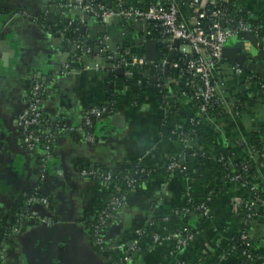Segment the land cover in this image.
Returning <instances> with one entry per match:
<instances>
[{"label": "crops", "instance_id": "0c3cea01", "mask_svg": "<svg viewBox=\"0 0 264 264\" xmlns=\"http://www.w3.org/2000/svg\"><path fill=\"white\" fill-rule=\"evenodd\" d=\"M150 1L160 0H123L122 4L143 7ZM233 1L254 16L264 14V0ZM58 3L63 4L62 0H0V40L5 41V51L0 50V250L4 246L0 264H123L127 245L133 242L139 256L135 260L129 257L125 264H256L244 261L230 242L238 232L231 200L248 199L250 194L242 185L219 180L215 161L218 151L229 148L234 151L231 161L244 155L233 141H247L256 121H264V90L251 83L253 103L245 104L237 114L234 102L244 89L246 72L234 74L231 70L237 65L222 57V74L231 71V76H224L218 84L222 112L202 116L201 126L203 134L211 135L215 144L206 148L196 138L183 143L181 137L188 136L190 120L197 112L194 104L180 95L181 78L176 69L169 67L167 74L158 75L162 69L158 65L155 74L144 77L149 85L136 84L135 89L129 83L135 73L129 75L125 68L124 75H119L115 67L90 68L78 60L68 69L73 55L68 45L85 38L96 45L106 36L114 66L130 53L144 56L145 46L138 42L144 34L143 20L115 21L99 18L96 13L85 20L68 13L70 18L61 15L51 22L48 9H42ZM181 9L185 18L187 10ZM146 26L151 38L164 37L155 23L147 21ZM153 26L160 31L158 38L152 36ZM80 27H84L83 33ZM68 33L72 34L70 38L66 37ZM245 37L250 39L252 52L249 45L241 52L259 57L264 39L253 33H245ZM231 38L226 47L238 45ZM165 46L169 51L178 48L168 40L161 47ZM59 58L66 62L60 63L56 75L53 70ZM152 76L157 77L154 83L163 82L168 107L151 91ZM35 82L43 85L41 121L35 127L37 142L24 147L18 118ZM95 106L105 110L92 120L90 129L95 140L90 143L79 129L84 115ZM161 121L171 128L167 137L160 132ZM63 126L65 131L61 130ZM202 149L208 150V156L202 160L203 170L196 172L192 151ZM181 156L184 172H158L126 190L124 206L104 217L99 227L103 247L93 244L84 223L108 211L110 199L121 195V186L114 181L102 186L101 175L117 174L140 163L168 165ZM256 157L261 160L255 162L257 173L251 184L255 189L259 185L264 192V160L260 153ZM84 168L95 171L96 176H82L80 170ZM214 186L221 188V194L207 202L205 197L212 196ZM29 193L45 198L47 203L27 204ZM192 199L197 204L206 203L208 212L205 217L189 214L190 227L185 228L194 231L193 239L177 247L172 234L180 230L182 222L176 211ZM14 226L16 233L4 242L8 236L4 237L1 229ZM155 234L162 237L160 243L153 241ZM247 234L254 252L264 256L263 212L249 221Z\"/></svg>", "mask_w": 264, "mask_h": 264}, {"label": "built area", "instance_id": "2783aa9c", "mask_svg": "<svg viewBox=\"0 0 264 264\" xmlns=\"http://www.w3.org/2000/svg\"><path fill=\"white\" fill-rule=\"evenodd\" d=\"M122 1L123 0H105L104 3H96L94 0H74L72 7L78 8L84 16H88L90 13H96L98 17L102 19L116 16L123 22L140 20L150 21L161 28L163 35L168 41H170V43L175 39L178 40L180 45L176 51L190 55V58L185 62V73L188 75V77L184 81V85L191 89L192 94L189 95L183 90H180L179 92L184 99L191 101L194 104L196 112L202 116H207L209 114L208 110L211 108L212 103L219 100L217 97L218 81L215 79L214 74L218 68V63L222 60V49L225 46L227 40L237 33L246 31L252 32L260 40L264 39V32L259 34L248 23V21L256 20L258 17L252 15L247 9H245L243 5H237L233 0H160L150 1L143 7H126L122 4ZM106 2H108L109 5H106ZM204 3L211 4L213 8L205 10L203 6ZM224 3H231L232 5L240 8L246 13V19H241L237 21L235 26H232V20L220 7V5ZM182 7H185L187 10L185 18L182 17ZM95 10L96 12H94ZM205 18L209 21V25L203 28L200 23L201 20ZM106 38L107 37L104 36V39ZM168 46L171 47V45ZM107 58L110 57L107 56ZM166 58L167 57L159 58L158 64H154L147 62L143 55H133L130 59H123L119 64H117V66L127 69V73L129 75L133 76L134 73L135 75H142L145 70L147 71L145 67L149 65L156 68L158 65H161L162 68ZM108 61H111V58L108 59ZM117 66H114L112 63V66L109 69L112 67L118 68ZM170 67L178 70V63L173 62V58L170 62ZM231 71L236 75L243 73V70L240 66H234ZM179 76L182 80L183 77L181 73H179ZM251 83H253L252 78L245 76L243 84L244 89H249ZM136 84L145 86L146 82L144 79L138 78ZM258 86L264 90V83L258 84ZM41 88L43 89L42 83L35 82L32 85L28 102L26 103V106L18 118V124L20 125L23 134V141L29 145L37 142V138L34 137L33 134L35 132V127L39 125L41 121V113L39 110L42 100L41 92L43 91L40 90ZM196 100H198L200 103L198 104ZM162 105L164 107L169 106L168 103H162ZM104 110L105 107L103 106H95L89 109L88 113L84 115L83 127L79 130L84 132V139L86 142L91 143L95 140L90 129L93 122L92 120L99 117L102 112H104ZM190 122L192 124L193 118L190 120ZM61 130L65 131L66 127L63 126ZM183 135L182 137L180 136L183 140V143H186V141L192 139L189 138V135H185V137H183ZM261 143L263 147H260ZM248 153L251 156H256L258 153H260L264 159V135L260 141L252 142V144L248 147ZM183 161L184 156H181L180 160L173 159L168 163L166 169L172 172H184L185 167L183 165ZM141 164L142 163H140V165ZM80 174L84 177L94 178L97 173L93 170L84 168L80 170ZM115 175L116 174L111 172L101 175L102 186H105L110 181H113L112 178ZM230 180L237 181L238 177H231ZM125 181L127 187H129L128 189L133 188L137 184L134 180L127 177H125ZM243 185L245 184H242V186ZM254 189L255 187L252 185L250 190ZM36 201L41 202L42 204L47 203L45 198L40 199L35 196H28L26 198L27 204H31ZM124 204L125 200L123 194L112 197L108 204V211L110 213L108 211H102L95 223L92 225L91 231L86 229L89 236L91 237L92 235L91 239L93 244L99 248L103 247L104 238L100 233L99 227L102 224L104 217L106 218L112 216V211L119 210L124 206ZM230 204L234 213L239 211L241 205L247 206L248 209H251V211L246 215V219L249 221L252 220L259 212L264 213V201H262L260 198H253L250 196L248 199H236L235 201L231 200ZM197 209L199 210L200 215H206L208 211L204 203L198 204ZM186 211H188L187 208L181 209V213ZM16 231L17 228L15 226L4 229V233L5 235L7 234L8 240L12 234L16 233ZM237 234L242 244L245 245V249L241 251L240 257L246 262L264 264V256L258 255L256 252H254V250L249 251L246 249L247 246L251 245L247 232L239 230ZM172 238L176 240L177 247H184L193 239V233L189 229L185 228L173 233ZM152 239L154 242L160 243L162 237L155 234L152 235ZM8 240H4V242H7ZM232 247L235 248L233 245ZM137 248L138 246L136 242H133L127 245L126 250L128 254H130ZM3 256L4 246L0 250V259H3ZM128 259L129 256L126 255L124 256L123 260L126 262Z\"/></svg>", "mask_w": 264, "mask_h": 264}, {"label": "trees", "instance_id": "16d2710c", "mask_svg": "<svg viewBox=\"0 0 264 264\" xmlns=\"http://www.w3.org/2000/svg\"><path fill=\"white\" fill-rule=\"evenodd\" d=\"M96 3L102 2L104 3L105 0H94ZM106 5H109L108 2H106ZM204 9L208 10L213 8V6L209 3H204ZM220 7L226 12V15L232 20L231 25L235 26L237 21L239 20H245L246 19V13L242 11L240 8H238L235 5H232L231 3H224L220 5ZM258 18L253 21H248L249 25L259 34H262L264 32V14L257 16ZM203 28L207 27L209 25V21L205 18L201 20V23ZM62 27H58L57 30H61ZM56 30V31H57ZM152 36L154 38H158L160 35L159 29L154 28L152 29ZM71 33L66 34V37L70 38ZM168 47H161L160 50H158V57L163 58L167 56L168 53ZM190 58V55L188 54H183L179 51H176L175 57H173V62L178 63V70L179 73L182 74V80L180 81V90L186 91L187 94L191 95V89L187 86L184 85V81L188 77V75L185 73V62L187 59ZM218 68L215 71L214 77L215 79L219 82L222 81V78L224 76L228 77L231 76V71L230 69L227 70L226 74H222V71L224 70L223 66V58L222 60L218 63ZM147 69L148 74H155L156 73V67L154 66H147L145 67ZM245 76H249L252 78L253 83L261 84L264 83V78L260 77L259 75H254L251 73H245ZM138 78H142L141 74H136L134 77L129 79V83L131 84L132 88H136V82ZM224 79V78H223ZM144 81H147L146 85H149V82L147 79L144 78ZM158 84H161L158 85ZM151 91L155 94H157L160 97V100L163 104H166L170 101H168L165 97V91L166 89L163 86V82L159 81L158 83H154L151 85ZM218 94V93H217ZM218 97V95H217ZM237 99L236 102H234V110L238 114L243 108L244 105L247 103H253V94L250 93L249 89H243L240 90L237 94ZM196 102L199 104L200 102L196 100ZM209 112L213 111L217 115H219L222 112V109L220 107L219 101L213 102L211 108L208 110ZM236 114V115H237ZM193 122L190 127V132L187 134L189 135V138H196L199 140L201 145L203 147H210L214 143L213 137L211 135H204L203 132L201 131V126L203 124V117L202 115H199L198 113H195L192 115ZM197 122V123H196ZM163 121L160 122V132L162 133L163 137H167L171 131V128L166 125L162 124ZM249 138L245 142H238L237 140L233 141L234 144L244 151V155L234 161H231V157L234 155V151L232 148H229L228 150H220L218 151L216 155V161H215V170L216 174L219 180H230L231 177L237 176L238 180L233 181L239 185H243L245 189L247 190L248 194H250L251 197L253 198H260L262 201H264V192L261 191V187L257 185V189L250 190V187L252 186L251 180L256 176V170L257 167L255 165V162H259L261 159L256 156H251L248 153V147L252 144V142L255 141H260L262 136L264 135V121H256V125L253 128V130L250 131L249 133ZM260 147H263L262 143L260 144ZM192 154L196 156V162L194 163V169L196 172H201L203 170L202 168V160L208 156V150L207 149H202V150H193ZM264 160V159H263ZM167 165H159V166H153L151 164H134L127 170H123L119 173H117L112 180L116 183H118L121 186V193L123 194L126 190H128L129 187L126 185L125 177L134 180L137 184H140L141 182L145 181V179L149 176H152L155 173H161L162 175H168L172 174V171H168L166 169ZM199 181L201 180V177L199 176ZM213 194L212 196L210 195L209 197H205V200L207 202L212 201L216 196L219 197L221 194V188L219 186H214L213 187ZM28 196H37L34 193H29ZM197 202L194 201L193 199L189 202H186L185 208L188 209V212L184 214V216L181 215V209H177V213L181 216V229H185L186 226H189V221L190 217L189 214H200L199 210L197 209ZM207 206V204L205 203ZM251 211V209H248L247 206L241 205L240 209L238 212L235 213V219H236V224H237V230L247 232L248 230V224L249 220L246 219V215ZM205 217V215H202ZM96 219L92 221L91 223H84V227L86 229H89L91 231L92 225L95 223ZM4 229L2 230V233L5 237ZM179 230V231H180ZM194 232V231H193ZM192 232V233H193ZM8 240V239H7ZM232 245L235 247L237 250V253L240 254L243 249H245V245L242 244L241 240L239 239V236L237 233H235L232 236V239L230 241ZM140 244V243H139ZM253 243L251 245L247 246L246 249L253 250ZM213 264V263H211Z\"/></svg>", "mask_w": 264, "mask_h": 264}, {"label": "water", "instance_id": "95a60500", "mask_svg": "<svg viewBox=\"0 0 264 264\" xmlns=\"http://www.w3.org/2000/svg\"><path fill=\"white\" fill-rule=\"evenodd\" d=\"M62 6H59L58 4H51L49 5V7H45L44 9H42V11H44L45 9H48V20L53 22L52 19L53 17H59L61 15H66V19L70 18L68 13H73L75 15H79V17H82V19H87L89 17V15H94V13H90L88 16H84L82 15V13L80 12V10L76 7H72L74 4V0H62ZM61 5V4H60ZM110 19L115 20L117 19L116 16H111ZM84 21V20H83ZM143 23L145 25L144 28V34L143 36H141L138 39L139 43H143L145 46V52H144V58L147 62L149 63H154V64H158L159 62V57H158V49L166 44V37H162L161 39H153L151 38V35L148 33L147 30V26L146 20H143ZM75 22L71 24V27L75 26ZM79 32L83 33L84 32V27H80L79 28ZM245 33H252V32H240L237 33L235 35L232 36V38L230 39L233 43L238 44L234 47H226L224 46L222 49V57L225 58L229 63L231 64H235L237 66H240L242 68V70L246 73H252L255 75H259L260 77L264 78V50H259L258 54L259 57H254L251 54H249V56H246L245 54H243L241 52V50H243V48H247L249 45L250 51L251 47H250V39H247L245 37ZM88 38H85L83 41L82 40H76L74 41V43L71 45L69 44L68 46L72 49L73 51V55L70 57V62L68 64V69L71 68V66H74L76 61H80L83 63H88V66L90 68H94L95 66H102L103 68H110L112 66V61H108L107 60V56L111 51L109 45L107 44V39L101 38L100 40L96 41V45H90V41H88ZM81 41V42H80ZM178 40H173V44L175 46V48L178 46ZM239 43H241V45L239 46ZM5 45V41L0 40V50L1 51H5L2 49V47ZM175 49L171 50L167 53V58L165 63L163 64L162 69H160L158 71V75H162V74H167L169 71V67H170V62L172 60L173 57H175ZM90 54V55H88ZM75 55V56H74ZM12 56V55H11ZM133 55L130 53L129 54V59L132 57ZM121 58V57H119ZM118 59V58H117ZM57 64L54 66V70L53 72L58 75L60 73V63L66 62L63 58H59L57 59ZM116 73L119 75H124L123 71L124 69L122 67H118L116 68ZM147 71L145 70L143 72V76L147 77ZM150 82L154 83L157 79L156 76H152L149 78ZM40 90H43L42 88ZM39 126V125H38ZM34 136H36V131L33 134ZM22 143L23 146L26 147L28 146V143L23 141V134H22ZM194 142H197V140H194ZM43 147H45V145H42ZM194 146L196 147V144L194 143ZM185 151L187 153L190 152L189 147H187L185 149ZM92 167V166H91ZM249 238L251 239V236H249ZM129 257H131L132 260H135L138 258L139 256V248H137L136 250H134L132 253L128 254ZM131 262V261H130ZM125 264V261L124 263Z\"/></svg>", "mask_w": 264, "mask_h": 264}, {"label": "flooded vegetation", "instance_id": "af4514ba", "mask_svg": "<svg viewBox=\"0 0 264 264\" xmlns=\"http://www.w3.org/2000/svg\"><path fill=\"white\" fill-rule=\"evenodd\" d=\"M94 12H96V10Z\"/></svg>", "mask_w": 264, "mask_h": 264}, {"label": "rangeland", "instance_id": "374dc122", "mask_svg": "<svg viewBox=\"0 0 264 264\" xmlns=\"http://www.w3.org/2000/svg\"><path fill=\"white\" fill-rule=\"evenodd\" d=\"M208 212V211H207Z\"/></svg>", "mask_w": 264, "mask_h": 264}]
</instances>
